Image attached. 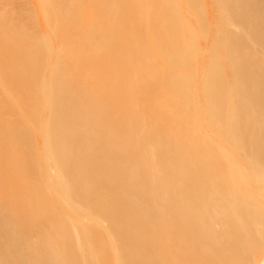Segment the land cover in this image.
I'll return each mask as SVG.
<instances>
[{
	"label": "bare ground",
	"instance_id": "bare-ground-1",
	"mask_svg": "<svg viewBox=\"0 0 264 264\" xmlns=\"http://www.w3.org/2000/svg\"><path fill=\"white\" fill-rule=\"evenodd\" d=\"M0 264H264V0H0Z\"/></svg>",
	"mask_w": 264,
	"mask_h": 264
},
{
	"label": "rangeland",
	"instance_id": "rangeland-1",
	"mask_svg": "<svg viewBox=\"0 0 264 264\" xmlns=\"http://www.w3.org/2000/svg\"><path fill=\"white\" fill-rule=\"evenodd\" d=\"M107 252H109V251H107Z\"/></svg>",
	"mask_w": 264,
	"mask_h": 264
}]
</instances>
